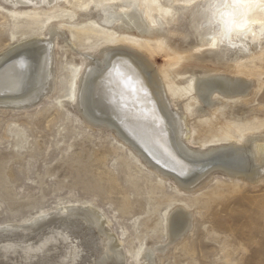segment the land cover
I'll use <instances>...</instances> for the list:
<instances>
[{
  "label": "bare ground",
  "instance_id": "bare-ground-1",
  "mask_svg": "<svg viewBox=\"0 0 264 264\" xmlns=\"http://www.w3.org/2000/svg\"><path fill=\"white\" fill-rule=\"evenodd\" d=\"M0 10L11 22L9 43L0 50V111H28L54 90V47L65 43L67 89L56 101L102 136L112 133L119 142L113 150L127 148L123 161L158 178L150 192L168 208L165 240L129 248L137 264H154L182 240L189 252L192 207L208 206L226 186L255 187L264 179V93L257 98L264 76L254 80L249 69L264 42L247 53L203 50L182 38L185 24L150 28L134 0H0ZM153 53L163 55L162 65ZM78 147L77 159L94 152L88 144ZM73 161H66L70 171ZM3 162L0 157V169ZM213 178L206 197L175 198ZM4 180L0 172L1 188ZM61 207L0 226V264H125L100 210L83 202ZM148 219L156 232L159 219ZM68 232L79 236L66 242Z\"/></svg>",
  "mask_w": 264,
  "mask_h": 264
},
{
  "label": "rangeland",
  "instance_id": "rangeland-1",
  "mask_svg": "<svg viewBox=\"0 0 264 264\" xmlns=\"http://www.w3.org/2000/svg\"><path fill=\"white\" fill-rule=\"evenodd\" d=\"M10 24L0 13V50L9 43ZM61 45L54 47V90L28 111H0V157L4 160L0 172L5 178L0 187V226L33 220L42 212L61 210V205L90 203L103 213L108 228L121 242L125 264H137L129 248L150 245L161 237L165 240L163 218L168 208L156 197L159 193L150 192L158 178L144 166L123 161L120 156L127 148L116 153L113 147L119 142L112 133L102 136L56 101L67 89L65 43ZM152 59L158 66L163 63L161 53ZM250 63L251 77L262 78L264 52ZM263 93L264 86L257 98ZM79 144H88L93 154L77 159ZM65 147H69L67 153L62 151ZM69 159L74 160L71 171L66 167ZM57 163L62 166L49 173ZM216 181L210 179L175 198L188 203L194 197L204 198ZM165 193L173 195L168 187ZM195 207L191 208L192 229L185 236L189 252L180 248L182 240L175 247L167 246L154 264H224L226 258L233 264H264V179L255 187L226 186L208 206L198 203ZM148 216L159 219L156 232L149 226ZM10 230L22 232L20 227ZM67 236L66 242H70L79 235L68 232ZM138 263L146 262L140 259Z\"/></svg>",
  "mask_w": 264,
  "mask_h": 264
},
{
  "label": "clouds",
  "instance_id": "clouds-1",
  "mask_svg": "<svg viewBox=\"0 0 264 264\" xmlns=\"http://www.w3.org/2000/svg\"><path fill=\"white\" fill-rule=\"evenodd\" d=\"M152 29L186 25L182 38L207 51L247 53L264 42V0H134Z\"/></svg>",
  "mask_w": 264,
  "mask_h": 264
}]
</instances>
